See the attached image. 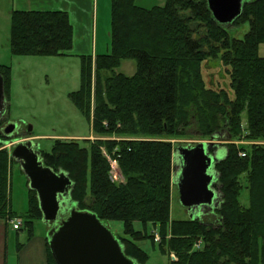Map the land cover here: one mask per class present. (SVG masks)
I'll use <instances>...</instances> for the list:
<instances>
[{
    "label": "trees",
    "instance_id": "16d2710c",
    "mask_svg": "<svg viewBox=\"0 0 264 264\" xmlns=\"http://www.w3.org/2000/svg\"><path fill=\"white\" fill-rule=\"evenodd\" d=\"M110 6V51L78 55L81 85L70 93L74 105L91 114L96 138L55 139L50 151L40 150L44 165L67 172L76 209L102 223L122 222L124 235L116 238L138 264L147 254L136 241L147 237L175 254L169 264H264V56L258 54L264 0H244L228 24L214 19L206 0H164L150 8L110 0ZM245 22L242 38L230 36L229 28ZM10 44L15 55H73L68 14L14 9ZM216 57L229 74L232 97L203 79L202 62ZM124 59L135 60L132 75L115 71ZM8 73L9 66L0 65L5 99ZM2 123L0 118V219L20 216L32 233L42 213L31 189L27 210L19 215L11 209L13 159L3 147ZM186 138L226 141L225 156L215 163L220 197L194 219H170L179 146L173 140ZM107 156L116 160L122 180L111 178ZM135 222L144 228L151 223L160 240L153 231L136 230ZM45 250L46 264H57L47 239Z\"/></svg>",
    "mask_w": 264,
    "mask_h": 264
},
{
    "label": "rangeland",
    "instance_id": "374dc122",
    "mask_svg": "<svg viewBox=\"0 0 264 264\" xmlns=\"http://www.w3.org/2000/svg\"><path fill=\"white\" fill-rule=\"evenodd\" d=\"M15 0H0V65L9 66L8 97L5 99L6 110L0 118L3 119L1 131L5 136L3 147L10 149L13 142L23 144L31 142L38 151H50L53 141L95 139L91 121L92 117L85 115L73 103L70 93L77 91L81 85V58L78 55H92L110 51L111 6L110 0H94L93 7L87 13L79 16L68 14L73 27V55H15L11 51L10 26L11 14L15 8ZM139 6L150 8L162 5L164 0H135ZM248 29V23L229 28L232 37L242 38ZM91 47V48H90ZM258 54L264 56V43L258 45ZM136 70L134 59H124L116 72L132 75ZM201 72L206 85L212 88H223L233 96L230 87V77L219 57L206 59L202 62ZM18 123V133L5 132L9 123ZM31 131H27V126ZM225 138V137H223ZM199 138L174 139L177 145H194L202 141ZM212 139H207L210 141ZM215 140V139H214ZM224 139L216 140L218 156L216 162L226 153ZM238 142V141H237ZM6 147V148H7ZM108 159H110L107 156ZM175 160V159H174ZM112 173L120 177L116 163H112ZM178 169V163L173 166V173ZM63 170V169H61ZM173 177V174H172ZM9 199L11 209L17 214H23L28 207V185L21 166L13 160L9 173ZM218 191V190H217ZM244 189L243 194L245 195ZM218 197L220 194L218 192ZM67 205L71 204L67 197ZM244 199V198H243ZM72 201V200H71ZM245 201V200H244ZM218 205V201L216 205ZM67 211H58L56 222H47L41 218L32 224V233L22 225V230L12 229V223L0 219V264H39L42 259V242L47 238L51 228L65 219ZM205 210V209H204ZM197 216L199 215L196 212ZM196 216L179 202V193L173 185L170 200V219H194ZM115 237L123 236L122 222L109 219L103 222ZM136 230H146L147 234L155 231L148 223L145 228L134 223ZM146 252L147 258L141 264H169L170 256L162 251L157 242L147 237L136 241ZM261 264V263H260Z\"/></svg>",
    "mask_w": 264,
    "mask_h": 264
},
{
    "label": "water",
    "instance_id": "95a60500",
    "mask_svg": "<svg viewBox=\"0 0 264 264\" xmlns=\"http://www.w3.org/2000/svg\"><path fill=\"white\" fill-rule=\"evenodd\" d=\"M215 20L222 24L231 23L241 10L244 0H206ZM6 110L3 77L0 74V117ZM12 122L5 127L11 132L18 127ZM31 131V126H27ZM216 140H202L194 145H179L174 153L178 169L173 173V183L179 193V202L197 216L205 208H212L219 199L214 188L217 180L215 171L218 152ZM10 157L17 160L27 178L28 189L34 190L43 220L56 222L58 211H67L47 235L51 255L57 264H138L127 257L112 232L99 220L96 214L75 208L70 198L73 185L67 172L54 170L44 165L40 152L32 143L13 142ZM218 162V161H217Z\"/></svg>",
    "mask_w": 264,
    "mask_h": 264
},
{
    "label": "crops",
    "instance_id": "0c3cea01",
    "mask_svg": "<svg viewBox=\"0 0 264 264\" xmlns=\"http://www.w3.org/2000/svg\"><path fill=\"white\" fill-rule=\"evenodd\" d=\"M14 2L16 6L15 8L18 9L63 10L69 14L71 12L81 16L84 12L87 13L92 9L94 0H15ZM45 240L46 238L42 242V259L39 264H46ZM28 264H30V262H28Z\"/></svg>",
    "mask_w": 264,
    "mask_h": 264
},
{
    "label": "built area",
    "instance_id": "2783aa9c",
    "mask_svg": "<svg viewBox=\"0 0 264 264\" xmlns=\"http://www.w3.org/2000/svg\"><path fill=\"white\" fill-rule=\"evenodd\" d=\"M104 154L106 155L105 152H104ZM239 155L244 156L245 153L244 152H239ZM109 161H110V165H111V178L113 180L118 181L117 175L115 173H112V167H113V164L112 163L114 162L117 165V162H116V160H112V159H109ZM119 175L121 177L120 172H119ZM120 180H122V179H120ZM9 221L12 223V228L14 230H19L21 228V226H22V218L19 217V216L13 217ZM153 235H154V240L155 241H159L160 240L159 234H158V232L156 230L153 231ZM200 245H201V241L200 240L196 241L195 248H199ZM169 256H170L171 259H176V256H175V254L173 252L169 253Z\"/></svg>",
    "mask_w": 264,
    "mask_h": 264
},
{
    "label": "flooded vegetation",
    "instance_id": "af4514ba",
    "mask_svg": "<svg viewBox=\"0 0 264 264\" xmlns=\"http://www.w3.org/2000/svg\"><path fill=\"white\" fill-rule=\"evenodd\" d=\"M19 125V124H18ZM19 129H20V125L16 128V129H14V130H12L11 131V133H18V131H19ZM5 136H7V135H5ZM35 150H36V148H34ZM38 151V150H37ZM40 152V151H39ZM41 155V154H40ZM70 200H71V198H70ZM68 210V209H67Z\"/></svg>",
    "mask_w": 264,
    "mask_h": 264
}]
</instances>
